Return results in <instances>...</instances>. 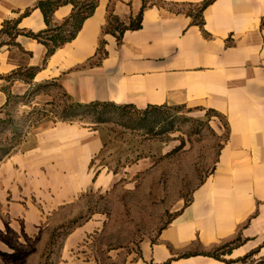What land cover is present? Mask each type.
Listing matches in <instances>:
<instances>
[{"label": "crops", "instance_id": "0c3cea01", "mask_svg": "<svg viewBox=\"0 0 264 264\" xmlns=\"http://www.w3.org/2000/svg\"><path fill=\"white\" fill-rule=\"evenodd\" d=\"M41 1L0 0V32L17 22L38 34L73 11L64 3L49 25ZM97 1L49 58L37 40L0 35V120L13 99L51 82L80 104L213 111L224 136L216 163L152 239L118 243L91 202L115 183L93 169L104 150L99 129L41 121L0 161V264H226L202 254L237 238L243 243L225 258L264 256V0H149L140 28L120 40L109 18L130 27L143 0ZM26 68H39L32 83L5 79ZM51 100L40 93L30 103Z\"/></svg>", "mask_w": 264, "mask_h": 264}, {"label": "rangeland", "instance_id": "374dc122", "mask_svg": "<svg viewBox=\"0 0 264 264\" xmlns=\"http://www.w3.org/2000/svg\"><path fill=\"white\" fill-rule=\"evenodd\" d=\"M41 93L52 100L37 108L30 103L32 94L12 100L6 128H0V158L15 149L37 123L70 121L64 109L71 102L62 89L47 85ZM171 107L161 111L168 117L167 123L157 125L152 133L135 116L122 120L112 115L109 123L75 118L99 129L103 138L104 150L93 169L113 174L115 183L106 196L92 195L91 202L93 209L107 214L111 240L118 243L152 239L171 221L181 203L189 201L216 163L224 136L212 127L213 114L207 116L187 106ZM263 257L257 252L247 264Z\"/></svg>", "mask_w": 264, "mask_h": 264}, {"label": "trees", "instance_id": "16d2710c", "mask_svg": "<svg viewBox=\"0 0 264 264\" xmlns=\"http://www.w3.org/2000/svg\"><path fill=\"white\" fill-rule=\"evenodd\" d=\"M64 3H71L73 5V11L68 19H66L61 25L56 27H50L46 31L40 32L38 34L26 32L18 29V23L15 22L5 23L3 29L0 32V35L7 34L11 43H14L19 35H23L34 40H37L39 43L45 45L48 49L47 58L52 56L57 49L62 47L65 43L70 42L75 38L79 30L81 29L83 23L91 17L97 6V0H45L41 1L38 4V7L42 10L47 23L51 24V17L55 10L59 8ZM149 0H143V7L141 10V14L139 15V19L131 24L130 27L123 26L120 22L115 18H109V26L114 27L119 31L118 40L121 39V36L127 29H138L141 26L142 12L148 7ZM206 4L202 7L204 9ZM201 9V11H202ZM202 24V21L199 22ZM39 68H26L19 69L13 72L11 75L6 76L5 79H20L25 81L26 83H32L34 80ZM47 85H52L57 88H61V86L56 82H51L47 84H42L37 86L34 90L30 91L26 95L32 94L33 97L37 96L42 92L43 89L47 87ZM65 95L70 100V104L65 107L64 113L67 115V119L70 121H75L77 117H91L95 123H109L113 121V116H118V119H124L128 117L130 120H133V116L136 117L137 122L143 125L147 130L151 133L155 130L156 126L161 123L166 124L168 117L161 112L164 109L172 108L171 106H149L144 110H140L134 105H124L118 106L114 103L109 102H92L89 104H80L74 102L70 96L66 93ZM10 102V98H9ZM213 111H208L206 113L207 116H211ZM66 120V119H64ZM7 124V120H0V128L5 129L4 127ZM8 154V152L3 153V157L0 158V161ZM94 164V161H93ZM243 241L240 238L233 240L232 242H228L225 244H221L219 246L213 247L209 252H204L202 255L212 257L216 260L222 261L226 264H247L250 259L257 253L256 251H252L246 254L243 257L232 259V260H224L222 257L226 255H231L233 249L237 248L241 245ZM198 255V254H195ZM255 264H264V257Z\"/></svg>", "mask_w": 264, "mask_h": 264}]
</instances>
